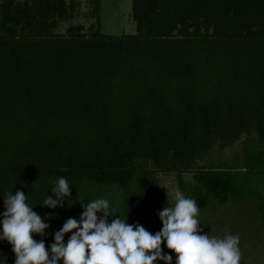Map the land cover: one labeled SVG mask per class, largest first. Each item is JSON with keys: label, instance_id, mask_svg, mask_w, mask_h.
I'll return each instance as SVG.
<instances>
[{"label": "trees", "instance_id": "obj_1", "mask_svg": "<svg viewBox=\"0 0 264 264\" xmlns=\"http://www.w3.org/2000/svg\"><path fill=\"white\" fill-rule=\"evenodd\" d=\"M40 1L37 7L43 10ZM250 1H254V5L249 4ZM133 9L138 26L147 28V32L126 38L128 46L133 48L125 56L129 60L128 65L140 59L139 51L136 52L140 40L167 42L169 44L163 51L167 53L173 44L191 43L192 35H201L202 26L208 29L210 23L216 22L217 29H224L230 9L252 12L256 18L264 15V0H134ZM23 16L28 20L31 16L29 8L10 15L9 33L0 35V120H9L5 123L9 130L0 133V214L5 211L4 198L9 193L14 195L16 191H23L27 196L26 204L50 225L44 236L33 234L38 242L43 239L50 251L54 233L66 220L73 218L79 221L85 210L81 205L86 206L101 198L109 201L112 216L108 217V223L121 218L129 224L142 225L153 234L160 231L162 222L158 212L164 207H173L161 188L160 173H175L183 195L194 199L200 210L212 205L216 208L226 205L231 199L239 200L244 184H238L236 178L245 175L256 176V181L262 182L263 189L253 191L252 197L258 200L257 211L264 222V116H259L254 108L247 111L237 104L227 90H210L199 99L188 89L181 94L185 103L181 118L170 127L173 118L168 119L167 110L166 121L162 117L163 125L158 129L160 132L145 147L132 148L141 138L137 128L141 117L122 130L111 124L109 129H105L101 142L96 137L86 139L82 135V138H77L66 131L57 132L53 122L64 117L68 113V105H74L77 98L80 102L87 101L85 104L94 107L93 111L102 108L103 112L110 109L111 114L120 111L118 115L123 118L130 115L127 109L122 110V106L111 99L102 101L100 98H105V95L95 94L97 91L92 90L89 81L94 80L97 73L93 58L104 51L112 56L110 40L119 39L96 33L98 43L95 49L92 42L86 44L84 38L82 41L78 36L64 37L63 40L47 39L40 28L34 37H25L22 41L16 34V27ZM175 32L185 36L180 38ZM180 55L182 53H176V56ZM113 56L117 58L118 55ZM76 73L82 74L78 82L73 79ZM174 75L178 76L175 72ZM146 82L127 84L128 93L133 92L131 85L141 90L140 93L134 91L137 95L135 100L133 94L130 99L134 100L139 111H142L140 96L152 98V103L156 98L157 90L154 93ZM77 86L78 93L73 90ZM39 98L43 100L39 101ZM35 101V107H32L31 103ZM23 102L26 110L34 111L31 119H35L38 129L32 137L22 133L31 123H23L15 133L10 132V123L15 119L11 118L14 108ZM160 102L157 100V105ZM166 125L170 129L166 130ZM98 126L103 128L100 123ZM254 132L258 138L250 142L260 144V147L253 146L249 140L245 144L246 171H235L226 165L197 169L189 166L193 157L204 158L215 147L227 148L238 142L242 135L250 136ZM186 172H194L191 182L185 180L183 174ZM60 177L67 179L71 196L65 197L62 207L41 206L47 196L56 199L51 190ZM97 215L102 217L103 213ZM2 218L0 215V220ZM70 235L65 234V243ZM162 248L164 254L172 255V264H175V253L170 252L166 244H162ZM14 262L12 246L6 240H0V264ZM156 264L164 262L158 260Z\"/></svg>", "mask_w": 264, "mask_h": 264}, {"label": "rangeland", "instance_id": "obj_2", "mask_svg": "<svg viewBox=\"0 0 264 264\" xmlns=\"http://www.w3.org/2000/svg\"><path fill=\"white\" fill-rule=\"evenodd\" d=\"M49 1L41 0L40 5L43 10H40V7H37L39 0L38 3L36 0H0V35L9 33L10 15H17L27 7L31 16L28 20L24 16L21 17V23L16 27V34L21 36L19 38L22 41L25 37H34L33 34L40 28L46 38L63 40L64 37L78 36L82 41L84 38L86 44L92 42L95 49L98 43L96 33L102 36L118 37L119 40H110L112 56L104 51L93 58L97 73L94 80L89 81L92 90L97 91L95 94L105 95V98H100L102 101L111 99L118 103L119 107L122 106V110L127 109L129 111L127 114L135 113L123 118L118 115L120 111L112 114L110 109L105 112L102 108L93 111L94 107L85 104L87 101L80 102V98H77L79 102L76 100L74 105L69 104L68 113L53 122L55 131H66L77 138H82V135L86 139L96 137L101 142L107 131L105 129H109L111 124L122 130L129 127V123L131 124L134 119L141 117L137 124L141 138L139 143L132 148L145 147L152 137L160 132L158 129L163 125L162 117L166 121L167 110L168 119L173 118L170 121V127L181 118L185 111V103L181 99V94L188 89L195 92L196 98L199 99L210 90H227L237 104L247 111L254 108L259 116H264L263 14L256 18L252 12L243 10L235 12L234 9H230L227 26L224 29H217L216 22L210 23L208 29L202 26L201 35H192L194 39L190 40L191 43L173 44L167 49V53L163 52L169 44L167 42L140 40V47L136 49V52L139 51L138 55H141L140 59H135L132 65H128L129 60L125 56L133 48L128 46L126 38L140 36L147 32V28H140L135 20L134 0ZM254 3V1L249 2L251 5ZM192 31L193 27L190 29V32ZM175 35L180 38L185 36L178 32H175ZM34 40L36 41L37 38ZM103 43L99 45L102 46ZM145 53L147 55H143ZM176 53L178 55L182 53V55L176 56ZM116 54L117 58L113 56ZM174 72L178 76H175ZM120 74H123L122 77H119ZM80 77L82 74L76 73L73 79L78 82ZM59 81L62 82V79ZM133 81H147L149 84L146 83L152 86L154 93L157 90L156 98L158 102L161 100L159 105L156 103V98L152 103V98L145 99L140 96L139 107L142 111H139L134 104L137 98L134 91L137 90L140 93L141 90L131 85L133 92H127V84ZM78 86L72 88L77 93ZM132 94L134 100L130 101ZM41 98L39 101L43 100ZM163 99L166 100L165 103ZM35 103L36 101L31 103L32 107H35ZM36 105L37 109H40V105ZM25 108H27L25 102L14 108V117L12 115L11 118L15 119L10 121V132L15 133L14 131H17L15 129L22 128L23 123L27 125L31 123L30 126H26L27 130L25 128L22 130V133L32 137L37 133V123L35 119H31L34 111ZM4 120L6 119L1 118L0 120V133L2 130H9L5 125L9 120L6 122ZM98 123L103 128L99 127ZM167 129H170L168 125H166ZM257 138L258 134L255 132L250 136L242 135L239 141L232 146L224 149L217 146L211 150L209 155L201 159L193 157L189 160V166L197 169L202 166L219 168L226 165L234 168L235 171H246L247 169L244 168L245 144L248 140L250 142ZM252 145L258 147L260 144L253 143ZM193 174L194 172H186L183 176L187 182H191ZM256 180V176L240 175L236 181L244 185L243 194L239 200L231 199L226 205L217 206V208L212 205L202 210L199 209L197 217L202 229L200 234H208L210 237L217 238L227 235L239 236L240 264H264V222L257 211L258 200L252 197V192L262 190L263 185L261 181ZM160 185L166 197L168 193L167 199L174 206L173 190H179L182 193L176 174L160 173Z\"/></svg>", "mask_w": 264, "mask_h": 264}, {"label": "clouds", "instance_id": "obj_3", "mask_svg": "<svg viewBox=\"0 0 264 264\" xmlns=\"http://www.w3.org/2000/svg\"><path fill=\"white\" fill-rule=\"evenodd\" d=\"M51 193L56 199L47 196L41 206L62 207L65 197L71 196L67 179L60 177ZM173 198V207H164L158 212L162 228L155 234L121 218L108 223L112 215L106 199L81 205L85 210L79 221L67 219L54 233L49 251L45 241L38 242L33 234L44 236L50 225L26 204L25 193L16 191L4 198L0 240L12 246L14 264H59L61 260L63 264H156L158 260L172 264L173 257L164 254L162 244L175 253V264H240L238 235L217 238L200 234L197 202L179 190H173ZM68 233L71 235L65 243Z\"/></svg>", "mask_w": 264, "mask_h": 264}]
</instances>
